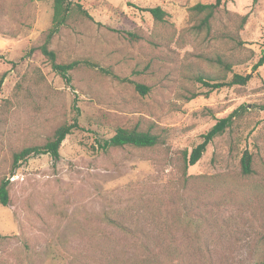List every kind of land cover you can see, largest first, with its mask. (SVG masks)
<instances>
[{
	"label": "rangeland",
	"instance_id": "obj_1",
	"mask_svg": "<svg viewBox=\"0 0 264 264\" xmlns=\"http://www.w3.org/2000/svg\"><path fill=\"white\" fill-rule=\"evenodd\" d=\"M74 1L92 20L73 15L59 30L49 45L56 61L89 60L123 81L77 68L66 85L39 51L52 1L0 0V182L9 181L10 197L0 205V264H78L94 230L114 232L107 217L154 233L178 220V232L205 229L213 248L205 259L214 264H251L259 250L264 256V65L253 69L264 51V0H222L209 34L194 29L190 8L214 0ZM155 7L167 13L164 22L141 10ZM243 16L245 45L237 48L226 36ZM217 54L238 62L233 72L249 75L248 82L212 92L198 83L197 74L222 75L206 61ZM73 106L78 128L62 142L59 160L40 155L12 172L13 154L71 123ZM235 110L240 118L187 169L185 185L177 169L184 153ZM118 127L151 130L162 143L101 151L98 142ZM245 150L253 156L250 177L240 173ZM215 175L227 176L225 187L208 195L205 184ZM210 216L215 224L206 227L202 217Z\"/></svg>",
	"mask_w": 264,
	"mask_h": 264
},
{
	"label": "trees",
	"instance_id": "obj_2",
	"mask_svg": "<svg viewBox=\"0 0 264 264\" xmlns=\"http://www.w3.org/2000/svg\"><path fill=\"white\" fill-rule=\"evenodd\" d=\"M52 1V21L51 26L47 30L43 44L39 47V51L50 62L52 70L58 74L66 85L71 83V72L77 68H87L98 71L100 74L109 76L112 79L123 81L112 74L111 71L100 67L98 64L89 60H76L70 63H58L54 51L49 49L52 38L59 32V30L66 26L70 18L75 15L81 18L92 20L91 16L82 8V6L74 0H51ZM222 4V0H214L209 4H196L190 8V12L197 18V23L194 29L197 32L210 33L211 21L214 14L218 11ZM150 14L153 20L157 23L165 21L168 17L167 13L159 7L150 9H141ZM246 20V16L241 18V23L237 28L235 35L226 36L237 48H243L244 42L240 40L239 32ZM225 37V36H223ZM0 59L3 56L0 55ZM208 63L217 66L222 75L219 77H207L197 74L195 80L203 87L208 89V92L219 90L226 87L243 86L249 80V75H241L233 72V67L238 66V62L223 54H217L206 59ZM264 65V51L260 54L257 62L253 66L255 70L257 67ZM231 73L230 80H226L227 74ZM3 78H0V91ZM131 84L134 90L141 96H145L149 92V88L139 84ZM76 113L71 123H64L59 126L52 137L43 145L26 147L19 152L13 154L12 158V172L16 170L19 165L31 158L48 155L53 161H58L60 158L59 149L65 138L71 132L78 128L79 109L73 106ZM264 111V106L259 107ZM241 114L238 111H233L227 117L218 120L204 135L201 141L190 151L189 155L184 153L182 164L177 168L183 177L185 185L189 184L190 178L186 177V171L189 167L194 166L202 157L207 146L217 137L221 136L230 129L234 122L239 119ZM162 143V139L158 134L151 130L142 131L138 127L122 128L118 127L114 130V134L98 142V147L101 151L106 152L109 149H118L124 147H133L139 149L153 148ZM240 173L243 177H250L254 174L253 156L248 151H243L240 161ZM219 178L216 180V178ZM205 177L204 179H206ZM211 187H208L206 182L204 190L208 195L219 193L226 184V175H215L209 177ZM194 182V181H193ZM186 186L187 194L193 192L192 185ZM219 182V183H217ZM9 181L2 180L0 182V205L7 207L10 203ZM186 191H184L186 193ZM185 209L192 210L191 207L185 206ZM210 217H202L201 223L206 227L215 224L214 219ZM104 221L114 229V232H100L94 230L90 234V240L93 242L86 254L78 255V264H214L208 259L212 256L213 248H211L205 241L208 238L205 234L206 230L198 232L194 230L192 233H187L186 229L176 230V226L181 225L182 221L178 220L173 223L174 227L166 226L159 229L157 232L146 230L142 227H131L123 225L122 223L107 217ZM214 227H209V230ZM189 234V235H188ZM1 238V235H0ZM178 240H192V244H178ZM260 257L251 264H264V256L261 250L258 251Z\"/></svg>",
	"mask_w": 264,
	"mask_h": 264
}]
</instances>
